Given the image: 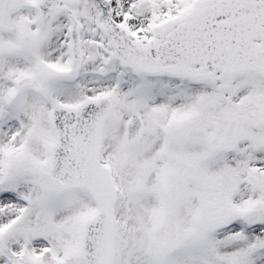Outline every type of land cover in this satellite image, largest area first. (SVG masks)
Here are the masks:
<instances>
[{
	"label": "snow or ice",
	"instance_id": "snow-or-ice-1",
	"mask_svg": "<svg viewBox=\"0 0 264 264\" xmlns=\"http://www.w3.org/2000/svg\"><path fill=\"white\" fill-rule=\"evenodd\" d=\"M0 264H264V0H0Z\"/></svg>",
	"mask_w": 264,
	"mask_h": 264
}]
</instances>
